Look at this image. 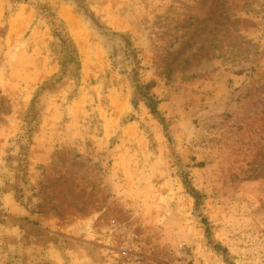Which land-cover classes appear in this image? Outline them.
<instances>
[{
    "label": "rangeland",
    "instance_id": "rangeland-1",
    "mask_svg": "<svg viewBox=\"0 0 264 264\" xmlns=\"http://www.w3.org/2000/svg\"><path fill=\"white\" fill-rule=\"evenodd\" d=\"M0 264H264V0H0Z\"/></svg>",
    "mask_w": 264,
    "mask_h": 264
},
{
    "label": "trees",
    "instance_id": "trees-1",
    "mask_svg": "<svg viewBox=\"0 0 264 264\" xmlns=\"http://www.w3.org/2000/svg\"><path fill=\"white\" fill-rule=\"evenodd\" d=\"M55 36L56 39L52 43V46L55 47L54 50L59 58L60 75L61 77L65 75L75 76L80 70V58L76 46L72 39L64 34L63 28L60 26L59 29H56ZM146 88H148V85L145 84L143 89ZM144 96L149 100L151 109L154 110L153 96L147 92H145Z\"/></svg>",
    "mask_w": 264,
    "mask_h": 264
},
{
    "label": "bare ground",
    "instance_id": "bare-ground-1",
    "mask_svg": "<svg viewBox=\"0 0 264 264\" xmlns=\"http://www.w3.org/2000/svg\"><path fill=\"white\" fill-rule=\"evenodd\" d=\"M78 35V34H77ZM81 39H80V37H79V35H78V41H80Z\"/></svg>",
    "mask_w": 264,
    "mask_h": 264
}]
</instances>
